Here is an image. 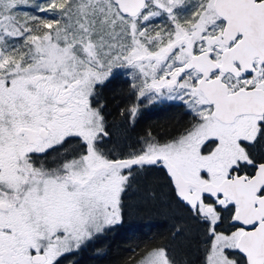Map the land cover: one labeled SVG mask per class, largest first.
<instances>
[{"label":"snow or ice","instance_id":"6c2138e0","mask_svg":"<svg viewBox=\"0 0 264 264\" xmlns=\"http://www.w3.org/2000/svg\"><path fill=\"white\" fill-rule=\"evenodd\" d=\"M142 191L174 222L118 264H264V0H0V264H82Z\"/></svg>","mask_w":264,"mask_h":264},{"label":"trees","instance_id":"16d2710c","mask_svg":"<svg viewBox=\"0 0 264 264\" xmlns=\"http://www.w3.org/2000/svg\"><path fill=\"white\" fill-rule=\"evenodd\" d=\"M122 84H115L105 91V98L111 103L109 111L117 123L120 121L119 109L129 103L123 92ZM187 117L182 109L170 107L167 104L146 106L138 119L135 130L130 134L133 137L143 135L151 128L161 130L173 125L186 124ZM151 186L157 193L166 192L163 179L158 176L149 177ZM128 217L125 224L117 231L112 232L101 242L97 252L89 249L78 258L82 264H118L120 259L128 254V249L141 241L162 239L170 230L173 220L172 211L162 201H152L147 198L146 192H140L129 200Z\"/></svg>","mask_w":264,"mask_h":264},{"label":"flooded vegetation","instance_id":"af4514ba","mask_svg":"<svg viewBox=\"0 0 264 264\" xmlns=\"http://www.w3.org/2000/svg\"><path fill=\"white\" fill-rule=\"evenodd\" d=\"M117 84H119V83H117ZM121 87V86H120ZM121 88H123V85H122V87Z\"/></svg>","mask_w":264,"mask_h":264}]
</instances>
